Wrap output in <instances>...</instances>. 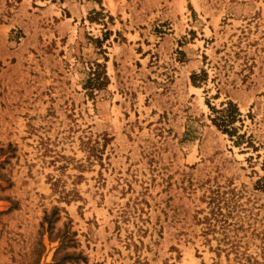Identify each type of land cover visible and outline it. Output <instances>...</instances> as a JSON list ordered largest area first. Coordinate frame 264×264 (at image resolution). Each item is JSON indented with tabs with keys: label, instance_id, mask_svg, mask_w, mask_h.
<instances>
[{
	"label": "rangeland",
	"instance_id": "1",
	"mask_svg": "<svg viewBox=\"0 0 264 264\" xmlns=\"http://www.w3.org/2000/svg\"><path fill=\"white\" fill-rule=\"evenodd\" d=\"M0 264H264V0H0Z\"/></svg>",
	"mask_w": 264,
	"mask_h": 264
},
{
	"label": "trees",
	"instance_id": "2",
	"mask_svg": "<svg viewBox=\"0 0 264 264\" xmlns=\"http://www.w3.org/2000/svg\"><path fill=\"white\" fill-rule=\"evenodd\" d=\"M96 77L99 82V86L106 85L108 82L106 71H98ZM222 111H224L225 114L220 117H216L214 120L221 129L225 132L231 133V124L236 120L239 113L238 107L234 103H230V105L227 108L222 109Z\"/></svg>",
	"mask_w": 264,
	"mask_h": 264
}]
</instances>
